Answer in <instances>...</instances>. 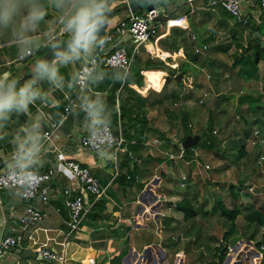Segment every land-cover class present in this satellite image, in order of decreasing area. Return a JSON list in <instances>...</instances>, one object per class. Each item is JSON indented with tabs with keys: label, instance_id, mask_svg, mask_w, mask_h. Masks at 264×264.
I'll return each mask as SVG.
<instances>
[{
	"label": "crops",
	"instance_id": "1",
	"mask_svg": "<svg viewBox=\"0 0 264 264\" xmlns=\"http://www.w3.org/2000/svg\"><path fill=\"white\" fill-rule=\"evenodd\" d=\"M115 1L117 0H109L106 6L109 7V11L105 13L108 14L109 28H113L129 14L125 5H116L114 4ZM118 1L123 2L122 0ZM211 1L195 0L188 3L187 0H177V4L171 12L175 17L184 14H188L190 17L191 12L194 11V17L191 16L189 19V26L197 35L195 41L191 38L190 31L174 27L163 36L152 38L149 41L151 42V49L146 47L149 52L154 53L155 56L152 58L157 63H159V58L168 66L166 72L162 71L161 74H169L170 70L182 73L184 84L183 76L186 72L188 80L193 82V87H200L201 94L209 92L210 95L211 91L206 86L205 79L203 78L204 83L197 73V68L200 66L191 61L194 44L199 39L201 42L208 41L210 52L207 59L210 60L211 58L215 61L212 68L208 66V64L211 65V62L207 63L208 69L217 73L219 79H223L227 78L226 67L217 61V58L225 59V56L214 52V47L223 42L218 38L222 35L227 38L228 43L238 41L246 44L251 41V29L248 27L243 29L237 25L235 20L220 6L215 10L210 9L208 6ZM33 5L45 13L43 19L38 21L34 29L29 28L36 33L32 36H35L37 40L39 39L37 46L49 41V39L43 41L42 35L57 25L60 15L71 14L72 11L70 6L56 7L54 0H21L19 14L13 23L7 28H0V78H4L7 74L5 84L15 82L16 91L28 84L31 85V90L39 93L28 104L27 110L13 109L0 119V170L9 167L15 161L13 157H17L19 146L17 137H25L27 133L24 130L27 129L29 132L38 133L39 152L34 157L33 162L19 160L18 157L17 161L27 162L31 168L39 172L53 167L56 175L52 181V191L48 204L25 200L18 192L0 189V238L11 234L12 228L18 226L19 219L27 207L36 206L42 210L45 216L37 229L30 234L32 241H37L39 244L48 243V246L53 250L65 254L67 261L62 263L41 258L31 248L35 246L30 244L32 243L30 240L31 247L26 244L22 249H32L38 257L22 258L17 253V248L20 247H17L1 257L0 264H196L193 259L200 253L199 249H204L208 256L214 258L216 248L219 246L216 236L219 231H213L211 220L207 221V225L200 224L199 220V217L209 219L208 214L198 212L196 216L188 218L177 209V204L185 197L180 188L183 181L179 184L175 172L183 169L189 161L177 157L182 162L175 163L173 166L172 159L167 158V153H174L173 151L176 149H165L163 151L165 155L155 161L148 156V159L157 163L156 167H163V172H160L161 176H158L157 179L155 173L157 168L154 167L153 169L144 163L143 155L150 152L147 150L149 149L148 145L144 144L145 146L142 147L135 145L136 149H132L130 145L134 144L136 140L130 141L128 139V150L143 159L141 165L135 167H133L127 152L121 153L122 156H120L118 163L111 150L98 153L82 145L83 135L88 133L96 122L102 121L103 111L107 107V96L112 84H104L107 87H104L102 91L98 89L104 79L103 73H95L90 88L81 93L78 105L62 122L59 129L54 132L51 139L44 142L43 133L49 128L50 121L61 119L65 93H72L75 90L78 70L83 59L80 57L82 50L78 56L70 53L55 59L48 66L57 71L55 81L49 79V74L42 72L38 67L40 57L48 50L41 55L39 53L45 49L38 50L36 55L24 62L17 60L18 56L26 50H34L28 43L26 45L22 43L25 38L28 42L31 40L30 36H27L29 29L23 32V36L20 34L21 20ZM241 5L250 19V25L260 26V31L257 33L263 35V39L257 38L262 40V45H264V25H258L254 20L259 17L260 13L258 0H242ZM126 40V45L130 44V39L127 38ZM56 44L52 43L51 47ZM197 44L200 45L198 42ZM234 48L236 49V46H233L230 52L226 53L230 56V58H226L229 66L227 68L236 70L235 76H240L237 69L243 71L244 62L241 61L245 58L250 68L245 67L243 72L252 75L253 70L247 55L244 54L238 58L235 55L237 49L234 50ZM38 69L40 72L33 75ZM257 73L261 77L260 81L263 82L262 86H264V61L259 62ZM235 78L230 76L229 79L222 80L221 83L230 84L231 80ZM228 87L233 88L232 85ZM214 94L219 95L218 93ZM86 101H99L97 106L99 115L95 122L85 110ZM36 124L39 127L33 129V125ZM149 126L152 127L150 123ZM63 158L75 160L90 168L91 172L101 179L104 190L98 199L91 193L84 192L87 214L80 229L71 234L69 233L70 213L67 203L75 194L82 192L83 187L65 168ZM168 161H170V165L167 164ZM178 166L181 168H177ZM153 170L155 175L151 178L150 175ZM129 176L135 178L131 179ZM171 181L176 190H172L171 185H169ZM161 184L163 185L162 189L165 190L158 192ZM66 189L71 190V195L63 193ZM163 197L165 199L164 204L159 200H162ZM98 200L101 201L103 207L100 208V204L94 207ZM167 205L168 210L171 211L170 214L167 213L168 211H164ZM162 212L166 213L165 217L158 214ZM178 230L181 231L183 239L181 235V238L176 240L178 235L175 233ZM187 233L188 237L186 238ZM207 233L211 236L214 235L213 241L207 237ZM231 239L234 240V238ZM248 241L253 242L248 238H240L235 246L231 242L230 245H233L234 249H242V244ZM237 250H235L236 254H233L234 251L228 254L224 264H262V261H255L256 257L254 260H247L246 257H242L247 256L245 251ZM235 255L238 257L237 259Z\"/></svg>",
	"mask_w": 264,
	"mask_h": 264
},
{
	"label": "rangeland",
	"instance_id": "2",
	"mask_svg": "<svg viewBox=\"0 0 264 264\" xmlns=\"http://www.w3.org/2000/svg\"><path fill=\"white\" fill-rule=\"evenodd\" d=\"M176 1L177 0H169L168 8L174 10L175 5L172 3ZM114 4L121 6L124 5L123 2L118 0L115 1ZM191 13L193 14L194 11ZM192 14L190 15V17H194V14ZM61 16L62 15H60V17ZM35 34V32L29 29V33L27 35L30 36L31 39L28 44L34 49V51H36L37 47H39L37 46L39 39L37 40L35 36H32ZM42 36L43 41L50 39L51 31H48ZM71 36L73 35L71 34L70 36H64L63 39L67 40ZM61 39L62 38L58 40ZM218 39L220 41H223L224 43H228L227 38L223 37L222 35ZM58 42L59 41H54L52 43L56 44ZM150 43L151 42H148L145 45H142L140 48L141 64L139 67H141V69L143 70L142 74L144 78V84L141 89L138 102L145 107L142 108H144L145 112L147 113L146 116L148 122L156 130L155 133H153L152 136L148 138L149 149L147 150L150 152L149 154L145 153L143 155L144 163L148 164L149 167L154 169V167L157 166V163L148 159V156H150V158L155 161L156 159L165 155L163 154V151H165V149L171 150L172 148H174L176 150L173 152H178L179 148L184 142L179 145V148L174 146L173 144L180 143L182 139L188 134L187 129L183 123L184 116L188 118V124H191V131L189 133L191 134L190 136L195 137L197 134H199L200 130L208 129L210 123L209 112L211 108L214 109V118L218 123L221 124L220 131L218 128L217 133H212V135L215 136L214 139H218L221 143L220 149L218 150L219 154L217 152L208 151L203 148V142L206 141V139H212V136L210 134L206 135L204 136L202 141L200 140V143L196 144V152H193L194 156L190 160H188L189 163H186L183 169L176 170L175 176L179 181V184H181V177L183 175H186V181L189 184L185 188L180 185V188L182 189L184 194L183 196L192 200L193 205L197 209V214L198 212H204L208 214L207 216L209 217V219H203L202 217H199L200 224L207 225V221L211 220V222L213 223V231H219V235L216 234L219 245L220 243H222V238L224 237L225 232L229 230V225L228 221L222 216V212L220 210V207L218 206V200L220 199L221 201H223L224 204L229 208H232L235 205L240 206L243 212L236 221L237 229L230 237V242L234 246L236 245V242L234 243V240L231 239L236 235H239V237H243L242 239L248 238V240H250L249 236L251 235H254L255 238L253 242L248 241L245 244H242V249H234L233 245H229L228 254L233 251V254H236L235 250L238 249L237 251H245V254H247V256L242 257H246L247 260H254V257H256L257 259L255 261H262V264H264V252H261L255 245L257 241L262 240V233L264 231V228L258 227L256 226V224L249 225L245 217V210L248 205L250 206L251 203H256L255 205L261 207L264 202V129H261L258 124L255 125L254 129L256 130L254 131V134L252 133L251 128L253 127V125L251 124L255 118L254 112H251V110L248 109L247 104L240 105V103L238 102L239 96L242 94L245 95V92H241V88L243 87L246 89L250 88L251 92L254 94V97H256L257 93L258 95L263 94V107L261 108L263 111L261 113H258V116L264 117V86H262L263 82L260 81L261 77L258 76V80L254 79L249 82H245L242 78H240V76L236 77L234 74L236 70L227 68L229 66L226 58H230V56H228L227 54L225 55L224 59L227 62L225 70L227 78L223 79L215 78L217 77V74L211 75V72L208 68H205L201 63H197L195 61L194 64L200 66V68H197L198 75H200L201 80H203V78L205 79L207 83L206 86L209 87L211 91L210 98H206L207 100H205V104H203V106L201 103H199V100L203 95L200 92V87L197 88L192 86L193 82L188 80L187 73H185L183 76V85H179L175 80L167 83L166 79L168 78L170 73L161 74L162 71L166 72L167 68L159 69L152 67L150 68L147 66V61L153 56L151 52L146 49V47H150V49L152 48ZM26 44L27 43H25V45ZM44 49L45 50L42 53H39V55L48 50L47 47H45ZM236 49L234 48V50ZM158 60L160 59L158 58ZM241 62H244L242 68L243 71H245L244 68L249 67L246 63L247 61L244 58ZM134 68H136L135 65L133 69ZM237 71L239 70L237 69ZM230 76L236 78L231 80L230 84L221 83L225 79H229ZM187 81L189 82L187 83ZM149 82L151 83V86H149ZM231 85L233 86L232 89L228 87ZM214 93L225 96L229 95V97L232 98L230 102L227 101L226 103H224V105L220 106L219 102L221 101V97H218L219 95H216ZM173 94H177L181 98L176 100L174 99ZM260 129L263 130V132ZM247 130H250L248 134L246 132ZM259 131H261L260 137L257 136L260 134ZM245 137L247 139L246 144L248 154L243 158L237 160L236 154L238 153L239 148L236 145L237 143H232V139L234 138L236 139L234 141H238L241 139H245ZM120 156L122 155L120 154ZM168 157L169 156H167V158ZM171 162L174 166L175 163H181L182 160L178 159L176 156L174 160H171ZM167 164L170 165V161H168ZM207 165H209V168L206 167ZM156 168L157 170L155 173L158 179V176H161V173L163 172V167ZM177 168H181V166H178ZM154 175L155 174L153 170V173L150 175L151 178ZM157 179L156 181H158ZM169 185H171L172 190H176V188L172 186V181ZM162 188L163 185L161 184V186H159L158 192H163V190H165ZM256 198L258 199V201H255ZM161 201L162 204L165 203L164 197L162 200H160V202ZM164 211H168L167 213L169 214L171 213V211L168 210V205L164 209ZM158 214L161 215V213ZM175 235H178L176 237V240H179L182 233L180 230H178ZM187 235L188 233L185 235L186 238L188 237ZM207 237L211 238L212 241L214 239L212 238L214 237V235L211 236L209 233H207ZM176 240H174V242H176ZM199 252L200 253H198V256H195L196 258L194 257L195 259H193L194 263L209 264L210 262L216 261L215 256L214 258L208 256L207 251H205L204 249H199ZM235 258L237 259L238 257L236 256Z\"/></svg>",
	"mask_w": 264,
	"mask_h": 264
},
{
	"label": "built area",
	"instance_id": "3",
	"mask_svg": "<svg viewBox=\"0 0 264 264\" xmlns=\"http://www.w3.org/2000/svg\"><path fill=\"white\" fill-rule=\"evenodd\" d=\"M122 1L125 6L130 7L134 0ZM193 1L195 0H187L188 3H192ZM241 1L242 0H212L208 7L213 10L218 6L222 7L238 24L246 27L250 24V19L244 12ZM258 4L260 13L259 17H256L254 20L258 25H264V0H258ZM128 11L129 14L126 18L121 19L113 28L107 27L105 33L92 42L88 53H85L84 50H80V57L83 59V63L78 70L75 90L72 93H65L61 119L58 121H50L49 128L43 133L44 142L51 139L54 132L59 129L62 122L78 105L81 93L87 88H90L92 78L99 68L123 70V81H125L133 70L137 56L141 53V46L151 41L152 38L161 37L168 33L170 29L176 27L190 31L191 38L194 41L197 39L196 33L193 32L189 26L190 17L188 14L175 17L172 13L168 12L167 7L163 5H156L150 9L142 10L140 13L133 12L130 9H128ZM68 15L69 13L63 14L57 22V25L51 29L49 41L41 44L36 51L32 49L26 50L18 56L17 60L26 61L36 55L38 50L51 47L52 42L59 41L58 39H63L64 36H70L72 33L66 30ZM127 38L130 39V44L128 45H126ZM208 48V44L195 45L193 57L197 55L205 56ZM151 54L155 56L153 52H151ZM149 86H151L150 82ZM117 93H119V91ZM209 95V92L203 93L199 103H203ZM118 103L120 105L117 97V109L119 110ZM214 132L217 133L216 131ZM81 143L85 148L98 153L111 150L118 163L120 154L123 152L128 153L133 167L140 166L143 161L141 156L128 150V141L124 136L121 122L118 128L114 127L111 122H96L94 127L83 135ZM148 144L149 141L145 140V145ZM192 150L196 152V148ZM185 153V148L181 146L178 154L168 152L167 156H169V159L174 160L176 156L184 158ZM13 160L15 161H13L9 167L0 170V189L18 192L25 200H33L41 202L42 204H48L52 191V181L56 175L55 169L50 167L45 171L39 172L31 168L27 162H18L17 157H13ZM63 163L65 168L70 171L83 187L82 192L75 194L67 203L70 213L69 233L71 234L80 229L87 214L84 192L91 193L98 199L104 190L102 188L101 179L94 175L90 168L83 166L75 160L66 158H63ZM206 167L209 168V165ZM130 177L131 176H129V178ZM181 178L183 181L182 187L185 188L188 185L186 181L187 177L183 175ZM63 193L71 195V190L66 189ZM44 216L40 208L36 206L27 207V210L19 219L18 226L12 228L11 234L4 235L0 238V258L14 248H23L26 244L31 247L30 244H32L35 247L31 248L41 258L62 263L67 261L65 254L53 250L48 246V243L39 244L37 241H32V236L30 234L41 224ZM161 216L165 217L166 213L162 212ZM30 240L32 243L29 242Z\"/></svg>",
	"mask_w": 264,
	"mask_h": 264
},
{
	"label": "trees",
	"instance_id": "4",
	"mask_svg": "<svg viewBox=\"0 0 264 264\" xmlns=\"http://www.w3.org/2000/svg\"><path fill=\"white\" fill-rule=\"evenodd\" d=\"M110 1H112V0H110ZM162 1L160 2L159 5L164 3L162 5L167 7L168 12L171 13L173 10L168 8V4H169L168 1L169 0H167V1L162 0ZM107 2L109 3V0H107ZM176 3L177 2H174L172 4L176 5ZM108 11H109V7H106L104 14L107 13ZM140 12H142V10L137 11V13H140ZM237 25H239L243 29H246L247 27L249 29H251V31H250L251 41L246 43V44H243L242 42H238V41H234L231 43H221L218 46L214 47V52L218 53V54H224V56H225L226 53L230 52V50L232 49L233 46H236L237 52L235 53V55L238 58H240L241 55L246 54L248 61L251 63L250 65L252 66L253 73H252V75H249L246 72H243L241 70H239L238 72H239V75L241 76V78L245 82H249L251 80L258 78V73H257L258 72V64H259V62L264 61V45H262V42H261L262 40H260L259 38L254 36L255 32L260 31V26H255V25L252 26L249 24L248 26L243 27L238 23H237ZM64 41H66V40L61 39V40H59L58 44H60ZM197 42L200 45L208 44L207 40H204L201 42L199 39V41H197ZM197 42H196V44H194V46L198 45ZM194 46H193V50H194ZM50 48L51 47H49L48 50ZM209 52H210V49L208 48L207 54L205 56H198L197 55L196 57H193V54H194V52H193L191 54V61L193 63L195 61L197 63L199 62L205 68H208V66H210V68H212L214 66L215 61L211 58H210V60L207 59ZM158 61H159V63H157L151 57L147 61V66L150 68L152 67V68H159V69L160 68H167V65L162 60H158ZM217 61H219L221 64H224L225 67L227 66V63L224 60V58L218 57ZM209 62H211V65L208 64V66H207V63H209ZM39 63H41V61H39ZM140 64H141V55L139 54L136 58V63H135L136 68H134L132 70V72L127 76L125 81H123L124 80V71L123 70L105 69V68L101 67L97 71L99 73L104 74L103 82L100 83V85L98 86L99 90L102 91L104 87H107V85L105 86L104 84H108V85L112 84L110 87V90L108 92V96H107V107L105 108V110L103 111V114H102V122H111L113 124V126L117 127V128H118L119 123L121 122L122 128H123V133H124V136L127 139V141H128V139L130 141L136 140V142L134 144L130 145L132 149H136L135 145H139V146L141 145L140 147L145 146L144 145L145 139L150 138L152 136V134L155 133V130H156L155 128L149 126V122H148V119L146 116L147 114H146L145 109H144L145 107L142 106L138 102V100L140 98L139 95H140L141 89H142L143 84H144V78H143V74H142L143 70L141 69V67H139ZM170 73H171V75L167 78V83H169L173 80L176 81V76L178 75L177 71L174 72L173 70H170ZM185 73L186 72H184V74ZM212 74L216 75L217 73H215L213 71V72H211V75ZM216 78H218V77H216ZM178 84L183 85V81H181V83H178ZM118 91H119V93H117ZM241 92H243V93L245 92L244 93L245 95H243V94L240 95L238 98V102L240 103V105L247 104L248 109L251 110V112L253 111L254 115H255L254 121H252V124H251V125H253L251 130H252V133L254 134V131L256 130V129H254L255 125L259 124L260 128L264 129V119H263L264 117L258 116V113H261L263 111L261 109L263 107V104H262L263 95L257 94L256 97H254V94L251 92V89L250 88L246 89L244 87H243ZM117 97H118L119 102H120L119 110L117 109ZM173 97L176 100L181 98L177 94H173ZM218 97H221V101L219 102L220 106L224 105V103H226L227 101L230 102V100L232 98V97H229V95L228 96L219 95ZM209 98H210V96L207 99H209ZM201 104L202 105L205 104V101ZM142 107H144V108H142ZM209 116H210L209 117L210 123H209L208 129L200 130L199 135L201 136V141H202L204 136L210 134L212 136V139H206V141L203 142V148L205 150L214 151V152H217L219 154L218 150L220 149L221 143L218 139H214L215 136H213L212 133L214 131L218 132V130H217L218 128L220 131L221 124L218 123L214 118V109L211 108V110L209 112ZM183 123L187 129V133H188L187 136H190L191 134H189V133L191 131V129H190L191 124L190 125L188 124V118L186 116H184ZM247 124H249V123H247ZM208 131H209V133H208ZM261 131L263 132V130H261ZM261 131H259L260 134L257 135L258 137L261 136ZM246 132L248 134L250 132V130H247ZM187 136H185L180 143L173 144V145L179 148V145L188 138ZM246 136H248V135H246ZM234 140H236V139L233 138L232 139L233 142L232 141L231 142L234 144L237 143L236 145L239 148V151L236 154V158H237V160H239L248 154L247 144H246L247 139L245 137V139H243V140L242 139L238 140V141H234ZM198 143H200V141ZM195 147H196V144L190 148L189 153H187V152L185 153L184 159L190 160L194 156L192 149ZM130 178L134 179L135 177L131 176ZM255 201H258V199L256 198ZM98 204H100V208L103 207L101 205L102 203L100 200L97 201V203L94 205V207ZM255 204L256 203H251L250 206L248 205V207L246 208V210H245L246 211V216H245L246 221L249 223V225L256 224V226L264 228V202H263V205L261 207H258ZM218 206L220 207V210L222 212V216L228 221L229 230L225 232L224 237L222 238L223 239L222 243H220V245L216 248V253H215L216 261L210 262L209 264H224V261L227 258V254H228V249H229V245H230V237L233 235L234 231L237 229L236 221H237L238 217L243 212L242 209L240 208V206L235 205L232 208H229L220 199L218 200ZM177 209L182 211L185 214V216L188 218H192V217L196 216V214H197V209L193 205L192 200L190 198H187V197L183 198L177 204ZM205 214H207V213H205ZM237 236L233 237L234 243L237 242L240 238H243V237H239V236L237 237ZM254 238H255L254 235L249 236V239H251L253 241H254ZM255 245L261 252H264L263 251L264 250L263 249V247H264V231L262 233V240L257 241V243H255Z\"/></svg>",
	"mask_w": 264,
	"mask_h": 264
},
{
	"label": "clouds",
	"instance_id": "5",
	"mask_svg": "<svg viewBox=\"0 0 264 264\" xmlns=\"http://www.w3.org/2000/svg\"><path fill=\"white\" fill-rule=\"evenodd\" d=\"M56 7H71V14L66 20V30L73 35L72 50L74 55H79L81 49L88 53L92 42L96 39L95 33L102 24L104 12L107 6V0H54ZM21 0H0V28L9 27L15 17L19 14ZM45 13L40 8L33 5L21 20V36L29 28L34 29L38 21L42 20ZM22 43H28L23 39ZM38 67L44 73L49 74V79L55 81L57 71L55 68H49L44 62ZM7 74L0 78V119L4 118L8 112L13 109L27 110L28 104L32 102L39 93L31 90V85L26 84L19 91L15 89V82L5 84ZM99 101H86L85 110L95 122L99 115ZM39 125H33V129ZM27 135L23 138L17 137L19 141L17 157L19 160L33 162L34 157L39 152L38 133L24 130ZM27 166V165H25Z\"/></svg>",
	"mask_w": 264,
	"mask_h": 264
},
{
	"label": "water",
	"instance_id": "6",
	"mask_svg": "<svg viewBox=\"0 0 264 264\" xmlns=\"http://www.w3.org/2000/svg\"><path fill=\"white\" fill-rule=\"evenodd\" d=\"M162 0H134L133 3H131L130 7L125 6L126 9H130L133 12H137L138 10H145V9H150L156 5H159ZM103 22L100 25L98 31L95 33L96 38L102 36L107 27H108V14H105L102 18ZM256 37H259L260 39H263V35L259 33H254ZM72 42H73V36H71L69 39L66 41L57 44L53 47H51L43 56L40 57L39 61L44 62L47 66L51 65L53 61L61 56L73 53L72 50ZM40 72L36 71L33 73V75L37 74ZM176 81L180 83L182 81V73H178L176 76ZM16 84V83H15ZM201 140V136L197 134L195 137L189 136L182 146L185 148L186 152L188 153L190 151V148L197 144ZM17 253L22 257V258H30V257H38V255L29 248H17Z\"/></svg>",
	"mask_w": 264,
	"mask_h": 264
}]
</instances>
